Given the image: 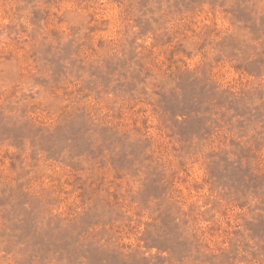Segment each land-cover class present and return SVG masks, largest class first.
I'll use <instances>...</instances> for the list:
<instances>
[{
	"label": "rangeland",
	"instance_id": "1",
	"mask_svg": "<svg viewBox=\"0 0 264 264\" xmlns=\"http://www.w3.org/2000/svg\"><path fill=\"white\" fill-rule=\"evenodd\" d=\"M0 264H264V0H0Z\"/></svg>",
	"mask_w": 264,
	"mask_h": 264
}]
</instances>
